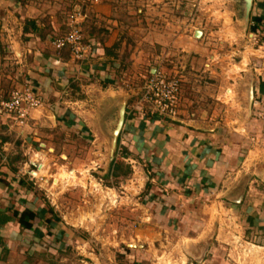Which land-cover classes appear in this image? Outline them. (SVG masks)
I'll return each mask as SVG.
<instances>
[{"label":"crops","instance_id":"obj_1","mask_svg":"<svg viewBox=\"0 0 264 264\" xmlns=\"http://www.w3.org/2000/svg\"><path fill=\"white\" fill-rule=\"evenodd\" d=\"M60 2L0 0V48L5 46L8 51L0 55V64L7 67L10 61H15L19 75L7 76L13 85L14 78L17 79L14 90L27 86L43 102L41 108L32 112L28 128H18L12 120L0 118V135H5L0 136V159L8 162L0 170V216L6 220L0 226V264H53V257L55 264H61L57 261L59 256L66 255L63 246L68 234L61 220L46 209L27 180L17 176L14 165L20 160L19 140L33 146L40 141L38 136L47 123L53 127L68 126L59 105L68 94L71 99L67 102H82L79 91H85L103 105L102 113L94 112L86 124L91 132V127L97 129L96 135L102 141L110 140L118 109L125 103L117 157L123 147L130 158L134 157V151L139 159L145 160L144 172L151 175L146 186L149 184L150 192H157L154 199L157 205L171 203L173 211H178L182 206H178L181 191H189L184 200L193 205L206 195L207 189H212L217 198L223 189L222 200L229 204L228 210H245L246 216H251L247 220L258 234L264 235V183L251 176L241 186L226 184L230 175L241 172L237 170V162L248 136L243 139L244 144L233 141L238 136L233 134L235 130H223V117L219 113L234 112V128L245 126L252 132L258 125L256 115L264 111V0H252L245 33L238 21L237 0H101L92 10L90 22L82 25L85 42L92 50L87 62L76 61L67 50L51 49L49 38L56 30ZM207 11L225 15L227 37L251 56L246 70L235 71L234 77L231 73L211 71L216 65L215 57L209 63L203 28H194L192 24L196 13L202 12L198 19L208 25ZM26 19L33 24L25 23ZM45 26L51 32L48 35L44 33ZM198 31L200 38L196 37ZM252 41H257V47ZM219 44L225 45L223 40ZM158 65L181 83L176 121L146 116L138 104L142 96L139 81L145 78V70L152 75ZM250 68L254 73L253 114L242 124L243 91ZM239 71L241 74L237 75ZM127 73L134 76L128 79L136 81L129 92L121 85ZM31 165L36 167L34 163ZM242 188V201L235 204L233 199ZM187 213L193 212L190 209Z\"/></svg>","mask_w":264,"mask_h":264},{"label":"rangeland","instance_id":"obj_2","mask_svg":"<svg viewBox=\"0 0 264 264\" xmlns=\"http://www.w3.org/2000/svg\"><path fill=\"white\" fill-rule=\"evenodd\" d=\"M100 3L101 0H62L56 30L49 38L51 49L55 50L53 42L60 38L58 36L63 37L69 31L67 16L75 8L85 15L80 25L82 29L83 24L90 22L92 10ZM207 12L205 18L209 21L208 25H203L198 19L202 12L196 13L192 24L194 28H203L209 63L215 57L216 65L211 71L216 74L231 73L230 76L234 77L235 71L246 70L251 56L247 50H239V44L235 45L234 39L227 37L225 15L222 12ZM49 17L47 15L45 20ZM28 21L26 19L25 23ZM44 33H51L47 26ZM82 34L84 36V30ZM220 40L225 45H220ZM252 43L257 47V41ZM6 49L5 46L0 48L1 56L8 54ZM46 50L50 51L49 47ZM0 65V94L11 93L18 86L15 79L19 75L18 65L15 61H10L7 67L3 63ZM155 68L162 67L158 65ZM145 71V78L138 83L142 90L151 76L148 70ZM240 74L239 71L237 75ZM8 75H15L16 84L13 85ZM125 76L121 85L129 92L136 81L127 78L134 77L129 73ZM79 92L81 95L78 98H83L82 102H67L71 99V94H68L63 96L65 100L59 105L66 115L68 126L53 127L47 123L45 132L42 130V135L38 136L40 141L33 146L19 140L17 150L20 160L14 165L17 176L27 180L35 196L46 209L58 216L65 227L68 237H65L67 242L63 247L67 252L60 255L57 261L61 264H70V261L73 264H264V235L258 234L257 228L247 220L251 216H246L245 210H228L229 204L222 200L223 189L219 190V198L212 189H207V196L193 205V202L187 204L184 200V194L189 191H181L178 193L182 197L178 206H182L173 211L175 208L171 203L159 206L155 203L157 192H150L146 187L151 176L144 172L147 170L146 162L139 159L134 151L135 158L129 156L122 159L125 166L131 168V174L119 178L111 176V163L123 156V147L117 157L118 143L112 148L111 138L107 142L102 141L96 135V128L91 127L93 132L89 131L86 124L94 112L102 113L100 108L103 105L83 93L85 91ZM219 113L223 117V130H235L233 134L238 136V140L233 141L244 144L245 136H248V143H245L237 162V170L241 172L230 175L226 182L227 185L232 182L241 186L253 176V171L264 170V126L256 115L258 125L252 132H248L245 126L234 128V112ZM31 163L40 164L39 171L34 172L35 178L27 175V171H37ZM7 164L0 159V170ZM158 194L161 195V192ZM190 209L193 213H187ZM52 260L55 264L54 257Z\"/></svg>","mask_w":264,"mask_h":264},{"label":"built area","instance_id":"obj_3","mask_svg":"<svg viewBox=\"0 0 264 264\" xmlns=\"http://www.w3.org/2000/svg\"><path fill=\"white\" fill-rule=\"evenodd\" d=\"M84 19L85 15L79 8H75L68 16L69 31L53 42L55 50H67L76 61L80 62L87 61L92 55L90 46L84 42L80 26ZM180 89L179 79L171 78L165 71L158 68L146 80L138 104L143 113L149 117L176 121L179 117ZM42 105V100L31 88L16 89L8 96L0 94V118L12 120L18 128H28L32 112L41 108ZM257 116L264 123V111L258 112ZM39 165L36 164L37 171H27V175L32 178L37 177L34 172L39 171Z\"/></svg>","mask_w":264,"mask_h":264},{"label":"water","instance_id":"obj_4","mask_svg":"<svg viewBox=\"0 0 264 264\" xmlns=\"http://www.w3.org/2000/svg\"><path fill=\"white\" fill-rule=\"evenodd\" d=\"M238 3V13H239V24L245 33L248 29L249 20H250V11L252 8V0H237ZM196 37H201V32H196ZM243 101L245 104L244 110V120L242 124L246 123L253 114V103H254V73L252 68H250L248 76L246 78V82L244 84L243 91ZM125 111L126 105L122 103L118 109L116 120L113 124L112 130L110 132L111 135V146L115 148L118 143V137L122 130L124 119H125ZM253 176L257 179L261 180L264 183V170H255L253 171ZM241 193L237 194V196L233 199L235 204H239L242 201L243 197V188L240 190ZM197 262L200 260L196 259Z\"/></svg>","mask_w":264,"mask_h":264},{"label":"trees","instance_id":"obj_5","mask_svg":"<svg viewBox=\"0 0 264 264\" xmlns=\"http://www.w3.org/2000/svg\"><path fill=\"white\" fill-rule=\"evenodd\" d=\"M28 23H30L31 25L33 24L32 21H28ZM122 151H123V156L121 158L118 157L111 164L110 174L112 176L118 177L119 175L120 176L122 175V176L127 177L131 173V168L129 166H125L124 162L122 161V159L129 157L130 153L128 152V150L124 148ZM107 177H109V175ZM146 187L147 189H149V184H147ZM30 215L34 216L33 214H30ZM5 223H6V220L4 221V219H1V216H0V226L4 225Z\"/></svg>","mask_w":264,"mask_h":264}]
</instances>
